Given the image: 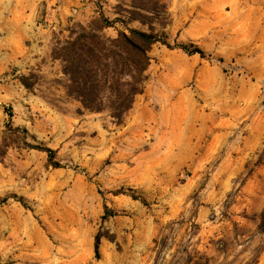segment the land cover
I'll use <instances>...</instances> for the list:
<instances>
[{"label":"rangeland","instance_id":"rangeland-1","mask_svg":"<svg viewBox=\"0 0 264 264\" xmlns=\"http://www.w3.org/2000/svg\"><path fill=\"white\" fill-rule=\"evenodd\" d=\"M164 1L157 31L206 56L155 45L117 124L52 48L132 0H0V264H264V0Z\"/></svg>","mask_w":264,"mask_h":264},{"label":"trees","instance_id":"trees-1","mask_svg":"<svg viewBox=\"0 0 264 264\" xmlns=\"http://www.w3.org/2000/svg\"><path fill=\"white\" fill-rule=\"evenodd\" d=\"M98 9L99 19L87 26L72 27L68 36L56 38L52 48L53 59L62 63L67 95L80 102L85 111L108 112L117 124H121L133 108L137 96L144 93L152 62L150 53L155 45L180 49L188 55L206 56L204 50L194 43L171 44L165 34L157 31L156 25L164 27L169 24L168 8L164 0H132L129 8L120 6V16L115 19H109L103 14L100 3ZM134 21L147 25L148 30L130 27L129 24ZM117 23H121L123 29L118 30L114 37L108 36L104 30L115 27ZM28 79L27 76L20 79L26 88L31 86ZM7 112L12 116L10 108H7ZM27 145L45 151L53 167H62L55 160V151L51 148ZM132 197L138 199L135 195ZM5 201H0V204ZM261 216L263 218L264 214ZM100 238L98 235L95 241L97 254ZM186 264L209 263L203 257L194 261L190 256Z\"/></svg>","mask_w":264,"mask_h":264},{"label":"crops","instance_id":"crops-1","mask_svg":"<svg viewBox=\"0 0 264 264\" xmlns=\"http://www.w3.org/2000/svg\"><path fill=\"white\" fill-rule=\"evenodd\" d=\"M61 16H62L63 18H66V10L62 9ZM32 58H33V56H32V57L30 56V59H32ZM56 61H58V60H56ZM137 97H138V96H137Z\"/></svg>","mask_w":264,"mask_h":264}]
</instances>
